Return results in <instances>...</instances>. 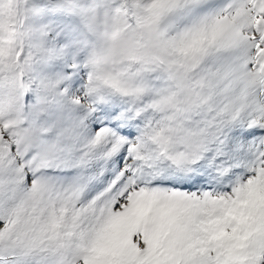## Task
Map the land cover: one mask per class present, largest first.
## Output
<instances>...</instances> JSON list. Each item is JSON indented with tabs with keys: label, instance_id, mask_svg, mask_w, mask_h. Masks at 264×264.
I'll use <instances>...</instances> for the list:
<instances>
[{
	"label": "snow or ice",
	"instance_id": "obj_1",
	"mask_svg": "<svg viewBox=\"0 0 264 264\" xmlns=\"http://www.w3.org/2000/svg\"><path fill=\"white\" fill-rule=\"evenodd\" d=\"M0 264H264V0H0Z\"/></svg>",
	"mask_w": 264,
	"mask_h": 264
}]
</instances>
